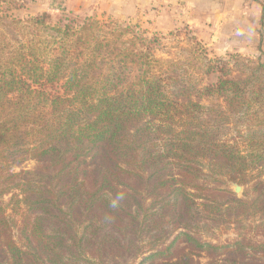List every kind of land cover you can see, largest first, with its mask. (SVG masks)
<instances>
[{"label":"trees","instance_id":"obj_1","mask_svg":"<svg viewBox=\"0 0 264 264\" xmlns=\"http://www.w3.org/2000/svg\"><path fill=\"white\" fill-rule=\"evenodd\" d=\"M0 19V264H264L262 47L195 78L128 29ZM240 115L244 148L228 138Z\"/></svg>","mask_w":264,"mask_h":264},{"label":"rangeland","instance_id":"obj_2","mask_svg":"<svg viewBox=\"0 0 264 264\" xmlns=\"http://www.w3.org/2000/svg\"><path fill=\"white\" fill-rule=\"evenodd\" d=\"M116 1L119 6L110 5L109 0H86L81 6L78 5L77 0H0V18H12L23 22L29 18L49 13L53 16L52 26L56 25L60 18L68 16L70 18H80L81 20L98 21L106 29L114 28V26L121 27L123 30L128 29L129 31L125 33L123 38L125 42L134 35L147 38L150 44L146 42L139 43L137 48L140 50L147 48L151 53L150 55L155 59L173 65L177 64L176 66L181 67L180 72L184 70L187 72L188 70L191 74H196L195 78L201 77L198 73L199 69H197L200 66L206 68L208 64L221 65L222 63H228L230 69L236 71L241 69L243 63L257 61L260 56L259 47L255 50V53L232 51L226 47L224 39L219 37V40L214 41L208 37V33L202 32L200 28L189 23L190 20H187V18H171L168 16V6L165 0H156L152 4L150 0H147L148 4L140 8H136V0ZM126 3H128L127 8ZM7 23L11 26H6ZM63 24H67V21ZM13 28L14 25L10 24L9 21L3 22L0 19V33ZM29 32L30 30L25 31L27 35L25 38H22L23 34L20 33L19 40L24 42L32 39L33 35ZM212 35H215V33L212 32ZM218 36L220 35L218 34ZM45 37L46 35H43V39ZM261 47L264 49L263 46ZM197 64H199L198 67ZM167 67L166 65L165 68ZM204 82H206V79ZM240 117L242 115L233 118L234 121L231 124L228 138L237 143L240 148H244L248 125ZM36 167L37 163L35 161H29L22 168L33 170ZM224 180L225 184L222 187L230 189L238 198L250 199L255 196L254 182L249 185H239L228 178ZM236 186L241 188L239 193L235 191ZM10 197L7 196L4 202H7ZM8 214L12 215L11 211ZM214 232L215 235L212 238L206 237V239L215 243H224L226 240L237 237L232 229L228 232L217 230ZM257 238L260 239V237ZM172 240L173 237L169 238L167 244ZM183 245L182 242H178L175 249H179ZM143 261V258H140L132 264H149V261ZM203 261L206 262V260Z\"/></svg>","mask_w":264,"mask_h":264},{"label":"crops","instance_id":"obj_3","mask_svg":"<svg viewBox=\"0 0 264 264\" xmlns=\"http://www.w3.org/2000/svg\"><path fill=\"white\" fill-rule=\"evenodd\" d=\"M84 1L86 0H77L78 5H83ZM109 1L110 5L119 6L116 0ZM136 1V8L148 4L147 0ZM154 1L156 0H150V3ZM165 2L168 6V16L187 18L190 20L189 23L208 33V37L214 41L219 40V37L224 39L226 47L232 51L255 53L258 47H264V0H165ZM127 6L128 3L126 8ZM212 32L215 35H212Z\"/></svg>","mask_w":264,"mask_h":264},{"label":"water","instance_id":"obj_4","mask_svg":"<svg viewBox=\"0 0 264 264\" xmlns=\"http://www.w3.org/2000/svg\"><path fill=\"white\" fill-rule=\"evenodd\" d=\"M240 190H241V188H240L239 186H236V189H235V191H236L237 193H239V192H240Z\"/></svg>","mask_w":264,"mask_h":264}]
</instances>
